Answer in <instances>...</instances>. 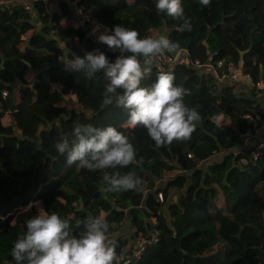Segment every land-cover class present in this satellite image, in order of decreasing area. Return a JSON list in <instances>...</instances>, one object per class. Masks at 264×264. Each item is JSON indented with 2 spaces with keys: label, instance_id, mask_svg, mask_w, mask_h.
Instances as JSON below:
<instances>
[{
  "label": "trees",
  "instance_id": "trees-1",
  "mask_svg": "<svg viewBox=\"0 0 264 264\" xmlns=\"http://www.w3.org/2000/svg\"><path fill=\"white\" fill-rule=\"evenodd\" d=\"M182 6L190 30L158 12L156 0H36L32 10L0 4V264H16L11 251L25 231L24 221L38 214L34 202L62 218L71 215L77 237L84 229L75 227L76 220L102 212L113 235L130 215L129 235L115 239L113 264L143 229L159 231V241L147 259L130 264H264V147L257 158L256 147L241 148L264 123V0H211L208 6L182 0ZM96 23L135 29L140 38L164 35L177 45L174 52L188 50L189 63H155L142 81L148 87L159 72H171L174 85L190 90L184 103L200 119L188 140L157 147L144 127L123 126L127 110L103 103L108 81L102 71L89 77L66 70L65 59L95 49L112 62L120 55L98 42L105 30L89 35ZM245 50L242 73L253 82L249 96H238L235 84H219L223 68L201 73L194 64L198 59L216 66L223 60L240 67ZM32 71L36 78L29 77ZM3 88L10 92L7 98ZM247 115L259 120L258 127ZM81 124L116 127L135 148L134 163L96 171L68 165L55 145L65 137L71 142ZM221 152L222 158L211 160ZM172 167L181 172L157 187ZM114 171L134 172L142 183L128 191H105L103 175ZM30 203L34 206L24 211Z\"/></svg>",
  "mask_w": 264,
  "mask_h": 264
},
{
  "label": "clouds",
  "instance_id": "clouds-1",
  "mask_svg": "<svg viewBox=\"0 0 264 264\" xmlns=\"http://www.w3.org/2000/svg\"><path fill=\"white\" fill-rule=\"evenodd\" d=\"M199 2L208 6L211 0ZM156 9L182 20L181 30L191 29L182 0H156ZM98 42L113 52L119 51L114 62L100 49H95L83 57L74 55V59H65L66 70L83 72L89 77L102 71L108 81L103 103L115 102L116 106L127 110L128 119L123 126L146 128L157 147L170 145L174 140H188L195 130V122L200 119L197 110L184 103L190 90L174 85L175 76L163 71L157 74L151 86H142L152 66L177 45L164 35L140 38L137 30L123 25L106 28ZM73 136L71 142L65 137L55 145L61 155L66 154L68 165L77 164L79 168L96 171L125 168L136 159L133 144L114 126L97 128L81 124L74 128ZM103 182L108 192L136 189L142 183L134 172L121 174L119 171L105 172ZM34 204L38 214L24 221L25 231L14 241L11 255L16 264H113L116 260V242L109 235V224L102 212L84 221L76 220L75 227L84 229L77 237L72 234L71 215L62 218L56 212L48 213L40 202ZM33 206L30 203L24 211H30ZM15 224L13 220L12 225Z\"/></svg>",
  "mask_w": 264,
  "mask_h": 264
},
{
  "label": "built area",
  "instance_id": "built-area-1",
  "mask_svg": "<svg viewBox=\"0 0 264 264\" xmlns=\"http://www.w3.org/2000/svg\"><path fill=\"white\" fill-rule=\"evenodd\" d=\"M32 2H34V0H26V3L24 4L25 8L28 10H31L33 6ZM109 29H113V28H109ZM177 62L189 63L187 49H180L175 52L173 51V54L166 51L159 58V61L157 63L174 65ZM194 64L197 65L198 67L210 65L215 74H217L218 68H223L225 71L224 74L227 75L229 78H231L232 81H235V82L239 80L241 75H243L242 71L240 70V67L237 66L233 62L224 63L223 60H219L216 66H214L212 63L203 64L200 60L197 59L194 61ZM9 94H10L9 90L3 88L2 90L3 97L7 98ZM2 111H3V107L0 103V112ZM247 117H249L250 120L253 122L254 127H258L259 120L256 117L252 115H247ZM262 147H264V141H262L256 147V149L252 152V155L254 156V158L258 157V149ZM243 163H247V160L244 159ZM158 197L160 201L164 200V195L162 192L158 194ZM156 221H157V217H153L152 218L153 224H156ZM159 236H160V233L157 230L154 232H148L146 229H143L142 231H140L139 238L135 239L132 243H130L127 246V252H125V254L123 255L121 262H118L115 264H130L133 261H140L143 259H147L151 254V246L156 244L159 241Z\"/></svg>",
  "mask_w": 264,
  "mask_h": 264
},
{
  "label": "crops",
  "instance_id": "crops-1",
  "mask_svg": "<svg viewBox=\"0 0 264 264\" xmlns=\"http://www.w3.org/2000/svg\"><path fill=\"white\" fill-rule=\"evenodd\" d=\"M36 0H34L35 2ZM32 2V4L34 3ZM26 3V0H0V4L2 5H6V6H11V5H15V4H21V5H24ZM76 3L74 2L73 3V7L76 9ZM223 7H225L224 5H222ZM33 7V6H32ZM226 8V7H225ZM32 10V9H31ZM77 18L83 22V24H85L87 21L85 20V18L82 16L81 14V11L78 10L77 11ZM84 21H82V19ZM43 24L41 22H38V29L41 30ZM90 27V26H89ZM110 27V26H109ZM89 29V28H88ZM98 29H103L105 30L106 29V26H99V24H95L94 26L92 25V34H94L96 32V30ZM109 29V28H108ZM91 34V35H92ZM23 39L25 40L26 37H23ZM25 43L22 44V48L25 47ZM244 62L246 64V59L244 57ZM248 62L249 64H252L253 63V58L251 57H248ZM143 64V63H142ZM201 69V73H206V72H212V68L210 65H207V66H203V67H200ZM213 73V72H212ZM37 72L35 71H32L31 72V75L29 76L31 79L34 78L36 75ZM36 78V77H35ZM29 79V78H28ZM219 84L220 85H233L235 84L236 85V88H235V91L236 93L238 94V96H249L251 94V89L253 87V82L251 80L250 77H248L247 75H241V77L239 78L238 81L234 82L231 80V78H229L227 75L223 74L221 77H219V80H218ZM19 83L17 82V85L18 86ZM259 95H261V93H259ZM11 111H8L7 112V115L10 114ZM262 141H264V123L263 125L256 131L255 134H252L249 136L246 144L244 145V147H241V148H251V147H257ZM224 155V152H221L219 154H216L215 156H213L211 158V160L213 159H219V158H222V156ZM181 171L178 169V168H175V171L174 173L170 172L169 170H166L165 173H164V178L160 179L157 181V187H165L166 184L168 183L169 179L176 176L178 173H180ZM180 192L179 191H176V192H173V200H175L177 198V195L179 194ZM125 226L121 227V229L116 233V234H113V235H110V237L112 239H116L119 235H129L130 233V230H131V218H130V215H128L126 221H125ZM156 230H149L148 232H154ZM134 240H132L130 243H132ZM129 243V244H130ZM125 252H127V248L125 249Z\"/></svg>",
  "mask_w": 264,
  "mask_h": 264
},
{
  "label": "rangeland",
  "instance_id": "rangeland-1",
  "mask_svg": "<svg viewBox=\"0 0 264 264\" xmlns=\"http://www.w3.org/2000/svg\"><path fill=\"white\" fill-rule=\"evenodd\" d=\"M82 19V21H84L83 20V18H81ZM110 26H112V24L110 25ZM107 29H108V27H106ZM109 28H111V27H109ZM92 26H90L89 27V35H91L92 34ZM213 73H214V71H212ZM235 82V81H234ZM140 130H142V129H140ZM145 130H147L146 128H144V131ZM146 132H148V131H146ZM146 136H147V138L146 139H143V144H144V146H146V143H147V141H148V134H146ZM168 170L170 171V172H172V173H174V171H175V167H172V168H168ZM164 217L165 218H167V213H166V209H164ZM117 233V232H116ZM115 233V234H116Z\"/></svg>",
  "mask_w": 264,
  "mask_h": 264
},
{
  "label": "water",
  "instance_id": "water-1",
  "mask_svg": "<svg viewBox=\"0 0 264 264\" xmlns=\"http://www.w3.org/2000/svg\"><path fill=\"white\" fill-rule=\"evenodd\" d=\"M248 52V50H245V51H242L241 52V63H240V70L242 71L243 67L245 66V62H244V57H245V54ZM242 231V229H241ZM241 231L240 233L238 234V237H241Z\"/></svg>",
  "mask_w": 264,
  "mask_h": 264
}]
</instances>
